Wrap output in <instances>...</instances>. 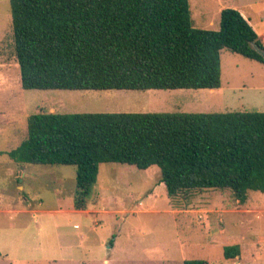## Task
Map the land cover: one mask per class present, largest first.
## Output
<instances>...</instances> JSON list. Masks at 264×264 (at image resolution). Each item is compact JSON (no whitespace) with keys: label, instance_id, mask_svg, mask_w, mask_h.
<instances>
[{"label":"trees","instance_id":"16d2710c","mask_svg":"<svg viewBox=\"0 0 264 264\" xmlns=\"http://www.w3.org/2000/svg\"><path fill=\"white\" fill-rule=\"evenodd\" d=\"M23 89H215L223 49L264 64V42L234 8L218 29L192 26L188 0H9ZM15 162L74 165L73 208L85 210L99 165L157 166L169 196L264 193V112H37ZM239 255L237 244L223 257ZM183 264H207L204 259Z\"/></svg>","mask_w":264,"mask_h":264},{"label":"rangeland","instance_id":"374dc122","mask_svg":"<svg viewBox=\"0 0 264 264\" xmlns=\"http://www.w3.org/2000/svg\"><path fill=\"white\" fill-rule=\"evenodd\" d=\"M188 1L195 28L218 29L220 10L228 7L264 34V0ZM220 60L215 89H23L9 0H0V149L15 148L37 112H264V64L226 49ZM24 164L18 184L26 204L3 195L0 206H24L37 216L0 214V264H264L263 192L248 190L244 203L229 189L169 196L157 166L105 162L87 199L91 211L84 212L73 208L74 165ZM4 173L0 168V183ZM233 244L239 255L224 258L223 247Z\"/></svg>","mask_w":264,"mask_h":264},{"label":"crops","instance_id":"0c3cea01","mask_svg":"<svg viewBox=\"0 0 264 264\" xmlns=\"http://www.w3.org/2000/svg\"><path fill=\"white\" fill-rule=\"evenodd\" d=\"M259 36H264L263 35H259ZM14 149V148H13ZM10 150L8 149H0V154L2 153H6ZM7 155V153H6ZM13 165H17L18 166V171H15V167ZM0 168L1 169H5V177L3 179V181H1L0 185L4 183L3 188L0 187V202H3V195H8L11 199L12 202H14V200H16V202L19 200L21 201V204H26L24 203L25 198L23 196L19 195V191L23 190V186H21L20 184H18V178L22 177L24 178L26 176L24 169H25V164L24 163H19V162H12L11 159L6 158L4 160H0ZM23 180V179H22ZM7 181V182H6ZM15 181V186L12 185V183ZM6 185V187H5ZM30 204V203H28ZM11 206V207H9ZM5 206L2 207L0 206V214H9V220H13L15 216L22 214V213H27V212H32V216H34L36 218L37 214H35L36 210H28V209H24V206ZM76 210V209H75ZM80 211H84V212H89L91 211L90 209L88 210V208H86L85 210H80ZM38 212V211H37ZM2 219H0L1 221ZM35 220V219H34ZM76 226V225H74ZM2 228V226H0V229ZM39 229V228H38ZM0 256H2L0 254ZM6 256V255H5Z\"/></svg>","mask_w":264,"mask_h":264}]
</instances>
